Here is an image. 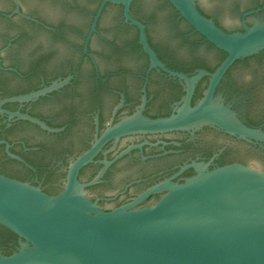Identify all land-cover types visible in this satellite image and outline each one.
Wrapping results in <instances>:
<instances>
[{
    "label": "flooded vegetation",
    "instance_id": "1",
    "mask_svg": "<svg viewBox=\"0 0 264 264\" xmlns=\"http://www.w3.org/2000/svg\"><path fill=\"white\" fill-rule=\"evenodd\" d=\"M137 1L128 13L143 25L161 65L152 64L140 28L126 19L122 4L107 2L96 17L101 0H0V174L57 194L72 161L107 128L131 118L169 117L187 101L200 105L227 52L169 0L158 6L161 19ZM229 1L231 22L194 0L225 32L264 23V0ZM204 49L216 52V61L205 62ZM263 64L264 49L236 58L215 85L204 115L189 126L107 139L79 169L85 195L112 210L158 183H183L202 170L240 163L264 172V103L257 82L243 79L260 70L253 65ZM229 112L233 126L224 125L222 114ZM165 194L149 193L134 208ZM19 246V237L0 224V254Z\"/></svg>",
    "mask_w": 264,
    "mask_h": 264
},
{
    "label": "water",
    "instance_id": "2",
    "mask_svg": "<svg viewBox=\"0 0 264 264\" xmlns=\"http://www.w3.org/2000/svg\"><path fill=\"white\" fill-rule=\"evenodd\" d=\"M131 1L101 0L96 17L107 2L122 4L126 19L140 28V43L152 64L161 65L146 40L143 25L128 13ZM169 1L206 39L227 52L212 75L206 97L197 107H190L187 101L169 117L131 118L107 128L72 161L64 187L57 194L0 174V224L20 239L17 251L0 254V264H264V172L259 169L233 163L202 170L183 183L166 180L135 201L112 210H102L88 198L85 184L77 177L79 169L111 137L193 124L204 115L225 69L236 58L264 49V23L245 26L244 31L225 32L201 14L194 0ZM163 2L138 0L137 5L161 19L164 12L158 6ZM200 3L216 11L222 20H235L229 0ZM202 55L207 63L217 59L216 52L208 49ZM252 67L260 70L247 72L243 79L257 82L264 103V64ZM16 114L51 129L37 118ZM229 115L222 114L224 125L233 126L234 113ZM157 190H166L159 201L134 208L144 196Z\"/></svg>",
    "mask_w": 264,
    "mask_h": 264
},
{
    "label": "clouds",
    "instance_id": "3",
    "mask_svg": "<svg viewBox=\"0 0 264 264\" xmlns=\"http://www.w3.org/2000/svg\"><path fill=\"white\" fill-rule=\"evenodd\" d=\"M250 78V77H249Z\"/></svg>",
    "mask_w": 264,
    "mask_h": 264
}]
</instances>
